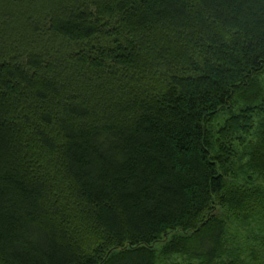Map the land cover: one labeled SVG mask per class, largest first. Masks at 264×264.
<instances>
[{"label": "trees", "instance_id": "trees-1", "mask_svg": "<svg viewBox=\"0 0 264 264\" xmlns=\"http://www.w3.org/2000/svg\"><path fill=\"white\" fill-rule=\"evenodd\" d=\"M263 79L264 0H0V264H264Z\"/></svg>", "mask_w": 264, "mask_h": 264}, {"label": "rangeland", "instance_id": "rangeland-1", "mask_svg": "<svg viewBox=\"0 0 264 264\" xmlns=\"http://www.w3.org/2000/svg\"><path fill=\"white\" fill-rule=\"evenodd\" d=\"M262 86H264V79L262 80ZM238 100V99H237ZM264 102V98H262V100L259 103V106H261V104ZM248 107V104H246L245 102H243L242 100H239L237 102V105L234 108V112L233 114H237L240 113L242 110L246 109ZM231 113L229 111H225L223 112L216 120L215 124L212 127V131L214 132V134L216 135L219 130L224 126L225 122L232 116ZM253 141H255V136L253 137ZM215 152H217V149L215 148ZM239 165V164H237ZM178 263H184V260L182 258H179L177 256L169 258L165 264H178Z\"/></svg>", "mask_w": 264, "mask_h": 264}]
</instances>
